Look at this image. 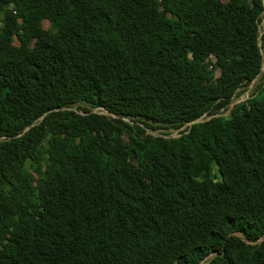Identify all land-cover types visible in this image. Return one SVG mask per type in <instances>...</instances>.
<instances>
[{
	"label": "trees",
	"instance_id": "trees-1",
	"mask_svg": "<svg viewBox=\"0 0 264 264\" xmlns=\"http://www.w3.org/2000/svg\"><path fill=\"white\" fill-rule=\"evenodd\" d=\"M263 12L0 0V264H264Z\"/></svg>",
	"mask_w": 264,
	"mask_h": 264
},
{
	"label": "rangeland",
	"instance_id": "rangeland-1",
	"mask_svg": "<svg viewBox=\"0 0 264 264\" xmlns=\"http://www.w3.org/2000/svg\"><path fill=\"white\" fill-rule=\"evenodd\" d=\"M263 21H264V16H263V13H262V18H261L260 23H259L260 34L262 32H264V22ZM262 45L263 46L261 47L260 51H261L262 55L264 56V40H263ZM257 78H258V76L254 80H252L248 85H246L243 88H240L242 90L240 91L239 94L232 95V97L230 99L231 100L230 104L233 103V102H238V101L243 100L244 98H246L253 91L254 85L257 82ZM230 104H228V106H227V108L225 110H221L220 111L221 114H226L228 112L229 107H231ZM173 130L174 129H167V130L157 129V130H154L152 132H154L155 134L160 133V132L169 133V132H172Z\"/></svg>",
	"mask_w": 264,
	"mask_h": 264
},
{
	"label": "water",
	"instance_id": "water-1",
	"mask_svg": "<svg viewBox=\"0 0 264 264\" xmlns=\"http://www.w3.org/2000/svg\"><path fill=\"white\" fill-rule=\"evenodd\" d=\"M263 2H264V0H263ZM263 16H264V12H263ZM259 35H260V30H259V28H258V36H257V44H258V46L260 45V38H259ZM262 67H263V63H262V65H261V67H260V70L262 69ZM258 76V73L255 75V77L253 78V80L256 78ZM235 102H233V103H231L230 104V106H232L233 104H234ZM68 109V108H67ZM75 110V109H74ZM98 110H103L102 112H105V113H107V114H110V113H108L106 110H104L102 107H92L91 109H90V111L91 112H98ZM75 111H77V112H79V113H81V114H84L85 112H82V111H78V110H75ZM101 112V111H100ZM42 117V115L39 117V119ZM207 118H209V116H203V115H201V116H199V117H197V118H195V119H193V120H190V121H188V122H186V123H184L182 126H180L179 128H176V129H174L172 132H169V133H165V134H161L162 136H164V137H176V136H179L180 135V132H179V130H181L182 128H184L185 126H187V128H186V130L185 131H187L188 130V127L190 126V124H192L193 122H197V121H202V120H204V119H207ZM26 128H28V127H26ZM25 128V129H26ZM149 133H151V134H153V135H156L154 132H150V131H148ZM260 239H258L257 241H259ZM210 255V254H209ZM209 255H207V256H209ZM202 262V260H200V262L199 263H201Z\"/></svg>",
	"mask_w": 264,
	"mask_h": 264
},
{
	"label": "bare ground",
	"instance_id": "bare-ground-1",
	"mask_svg": "<svg viewBox=\"0 0 264 264\" xmlns=\"http://www.w3.org/2000/svg\"><path fill=\"white\" fill-rule=\"evenodd\" d=\"M264 22V21H263Z\"/></svg>",
	"mask_w": 264,
	"mask_h": 264
}]
</instances>
